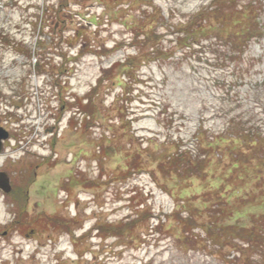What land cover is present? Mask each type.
<instances>
[{"label":"rangeland","instance_id":"obj_1","mask_svg":"<svg viewBox=\"0 0 264 264\" xmlns=\"http://www.w3.org/2000/svg\"><path fill=\"white\" fill-rule=\"evenodd\" d=\"M211 2L0 0V126L48 188L27 217L0 197V264H264L229 231L264 216V154L221 140L264 129V38L234 52L210 32L184 48ZM185 151L204 173L169 172ZM36 221L34 237L3 234Z\"/></svg>","mask_w":264,"mask_h":264},{"label":"trees","instance_id":"obj_2","mask_svg":"<svg viewBox=\"0 0 264 264\" xmlns=\"http://www.w3.org/2000/svg\"><path fill=\"white\" fill-rule=\"evenodd\" d=\"M239 5L242 7V10H239L237 8ZM260 7H261L260 0H227V1L226 0H212L209 6L199 11L197 13L198 15H195L194 18L192 17L193 19L189 21V23L186 26V29L183 31L185 33L184 36H182L179 41L180 43L181 42L183 43L182 46L184 48L187 47L188 49L190 47H193L194 45H198L199 42H201V40L204 37H206L210 32H214L216 34L215 35L216 37L225 38L228 41H230L234 49V52H236V49H241V48H237V46H240V47L241 45L248 46L249 43L253 41L254 39L260 40L264 38L263 29L260 27V23L257 22L258 10H260ZM56 15H58V17L57 19H55V22L53 23V25H55L56 23H59L58 21L63 22L60 11H57ZM157 16L158 14L155 13L154 20L156 19ZM151 18L152 17H149V19ZM234 19H236V21L238 20L237 24L236 25L234 24L230 28V30H225V27H226L225 23L228 24L227 23L228 21L233 22ZM216 24H219V27ZM142 34L143 36L141 37V39H144L143 43L145 45L150 43L151 49H150L149 54L157 55V56L161 55L162 52H159L156 49L157 39L154 40V38L149 35L151 34V32L149 33L147 31H144L142 32ZM135 36L136 37H134L135 39L133 41V44H134L133 46L142 47L141 45H139L140 43L137 42L139 37L141 36V33L140 35L139 33H136ZM235 57H237V55L235 54L231 55L232 59ZM263 83H264V80H263ZM256 126L257 125H255V127ZM232 138L234 140H232ZM224 139H225L224 142H227V140L230 141L231 147H227V149L230 151L231 154L233 153V155L235 154L237 156V150L234 149V147H232L233 146L232 144H237V143L239 144V146H241V144L250 146V148L253 149V150L251 149L252 152L257 151L259 153L264 154V129H262L261 126H258L257 129L246 130V131L242 130L238 132L233 131V128H231L230 130L227 131V133L224 135V138L222 137L221 140H224ZM215 142H216V139H214L213 143ZM212 144H210V146L214 150L215 148H213ZM215 146H218V145L215 144ZM188 151H192V150H188ZM181 153L182 154H176V156L169 159V164L175 162L174 164L177 166L175 169H170L169 172L171 170H175L179 176L180 175L193 176L195 174L204 173V171L197 173L195 170L190 172L191 169H194L193 166L196 167V164L200 165L202 162L194 163L189 159L187 161L184 160L183 162V158L186 156L187 152L185 151ZM240 155L249 157V155L245 153H241V152H240ZM244 161H248V160L245 159ZM176 162L179 163L180 165L176 164ZM260 162L263 163V161H260ZM187 167H190V168H187ZM263 218L264 216H262V218L260 217L258 220L254 219L253 225L249 228L241 227V228H238L237 230L230 229L229 231L232 234L234 233V234L239 235V238L244 241L242 243L243 248L245 247V245L248 248L249 247L252 248L253 245H259L261 247H264V219Z\"/></svg>","mask_w":264,"mask_h":264},{"label":"flooded vegetation","instance_id":"obj_3","mask_svg":"<svg viewBox=\"0 0 264 264\" xmlns=\"http://www.w3.org/2000/svg\"><path fill=\"white\" fill-rule=\"evenodd\" d=\"M2 127V126H0ZM12 141V138L10 140L4 141L3 145L0 146V184H5V179L8 180V184L11 185V189L9 192H5L0 187V197H8L13 205L18 207V215H24L27 217V215L30 213L29 209L40 208L44 209L46 212L47 205L43 203V201H31V198H41L46 194L47 187L46 182L40 180V177L38 175L39 167L38 165L35 166L33 169V163L30 167L25 165L22 167L23 162L27 163L25 157L28 155L24 152L23 155H25L23 158H19L18 161H15L16 153L15 151L17 148H13L12 150H9L8 147H10V143ZM12 162L17 163V165H12ZM20 164V165H19ZM31 169L32 173L29 172V174L26 176L19 177L20 180L17 181L15 177L18 175H21L24 169ZM43 177V176H41ZM18 184V185H16ZM33 188V189H32ZM24 224V220L17 221L16 223ZM17 227V228H16ZM42 227L44 226V223L36 221L33 222L32 227L23 228L20 226H9L6 227L5 230H3V234L7 235L10 233H17L21 236H25L27 238L34 237L40 232V229L43 230Z\"/></svg>","mask_w":264,"mask_h":264},{"label":"water","instance_id":"obj_4","mask_svg":"<svg viewBox=\"0 0 264 264\" xmlns=\"http://www.w3.org/2000/svg\"><path fill=\"white\" fill-rule=\"evenodd\" d=\"M9 138H10V133L6 129L0 127V146L3 145V141L8 140ZM8 183H9L8 180L5 179V184H0V187L5 192H9L11 189V185Z\"/></svg>","mask_w":264,"mask_h":264}]
</instances>
